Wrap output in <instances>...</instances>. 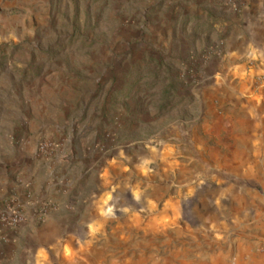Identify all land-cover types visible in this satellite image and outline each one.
<instances>
[{
    "label": "rangeland",
    "instance_id": "rangeland-1",
    "mask_svg": "<svg viewBox=\"0 0 264 264\" xmlns=\"http://www.w3.org/2000/svg\"><path fill=\"white\" fill-rule=\"evenodd\" d=\"M248 1L0 0V161L27 143L36 156L62 145L73 158L56 168L63 167L58 195L77 193L84 202L97 191L134 196L126 211L102 212L99 226H59L63 240L17 241L10 264H173L145 254L173 234L164 222L193 226L191 209L214 184L210 168H198L190 181L189 172L166 165L161 142L175 141L167 124L188 118L182 107L203 92L206 61L225 33L221 22ZM15 115L59 124L60 136L26 135L17 125L13 132L7 122ZM145 142L148 158L140 161ZM255 169L229 173L244 175V189L264 203ZM14 175V166L0 163V192L11 190ZM126 221L134 225H114Z\"/></svg>",
    "mask_w": 264,
    "mask_h": 264
},
{
    "label": "crops",
    "instance_id": "crops-1",
    "mask_svg": "<svg viewBox=\"0 0 264 264\" xmlns=\"http://www.w3.org/2000/svg\"><path fill=\"white\" fill-rule=\"evenodd\" d=\"M220 29L225 33L218 45L214 43L216 56L206 61L210 74L203 82V92L195 95L189 106L182 107L187 109L188 118L180 116L167 124L175 130V141L161 142L166 153L164 163L182 169L185 175L189 172L190 181H196L198 168L212 169L209 182L214 190L205 191L199 203L193 205L189 215L193 226H182L179 221L178 226L162 224L172 227L173 234L162 239L156 253L145 254L147 260L264 264V203L260 196L244 189L243 184L249 182L244 175L229 173V168L254 167L258 171L255 181L264 182V0H249L230 20H223ZM45 116L50 119L52 115L46 112ZM47 119L35 123L15 115L7 124L13 132L16 125L21 127L26 135L41 130L51 138L60 136L59 124ZM32 145L24 144L0 161L4 168L15 167L14 185L0 192V210L13 204L29 216L16 229L0 227V264L12 262L16 242L21 239L38 244L54 238L63 240L66 235L59 226H99L102 212L108 216L119 208L126 211L127 200L134 198L127 190L109 196L92 192L85 202L77 193L58 195L54 187L63 167L60 173L56 168L73 157H64L62 145L52 144L36 156ZM146 147L148 144L142 143L140 161H147ZM171 147L178 151L173 152ZM244 150L247 153H242ZM136 158L131 156V163ZM3 172V178L8 179L7 170ZM43 205H48V212L41 220L37 210ZM133 217L130 214L129 219Z\"/></svg>",
    "mask_w": 264,
    "mask_h": 264
},
{
    "label": "built area",
    "instance_id": "built-area-1",
    "mask_svg": "<svg viewBox=\"0 0 264 264\" xmlns=\"http://www.w3.org/2000/svg\"><path fill=\"white\" fill-rule=\"evenodd\" d=\"M48 212V205H43L37 210L39 219L43 220ZM29 219L26 211L16 207V205H7L0 210V226L7 229H16Z\"/></svg>",
    "mask_w": 264,
    "mask_h": 264
}]
</instances>
